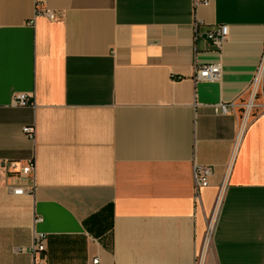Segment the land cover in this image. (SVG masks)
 <instances>
[{
    "label": "crops",
    "instance_id": "0c3cea01",
    "mask_svg": "<svg viewBox=\"0 0 264 264\" xmlns=\"http://www.w3.org/2000/svg\"><path fill=\"white\" fill-rule=\"evenodd\" d=\"M263 53L264 0H0V264H193L221 188L204 264H264V81L244 128L212 108L247 100ZM32 159L14 195L2 166Z\"/></svg>",
    "mask_w": 264,
    "mask_h": 264
},
{
    "label": "built area",
    "instance_id": "2783aa9c",
    "mask_svg": "<svg viewBox=\"0 0 264 264\" xmlns=\"http://www.w3.org/2000/svg\"><path fill=\"white\" fill-rule=\"evenodd\" d=\"M210 2V0H194L195 6L197 5H206ZM36 14H42L47 16L49 19L55 20L60 16L50 8H40L37 7ZM202 23L201 20L196 19L193 26L196 31L199 25ZM196 33V32H195ZM229 33V29L227 25H220L215 30H210L207 33L209 39H211L212 43L220 48L223 42L227 39ZM221 75V66L219 64H203L197 65L195 67V80H207V81H216L220 78ZM264 81V53L263 56L255 70L252 81L247 89V100H242L241 97L237 100H233L231 102H221L219 104H215L212 106L213 110L217 114H228L233 113L237 114L239 112V116L241 117V129L244 128L248 120L253 116V110L257 107L256 99L261 93V89ZM14 104L17 106H27L33 104V101L27 94H18L14 98ZM23 133L30 139L35 138V127L34 126H26L23 128ZM3 172L8 176H16L19 180L18 183L13 186H9L12 193L14 195L23 196V195H33L37 188L36 181V163L35 160H30L26 162L24 165H21L19 169L16 168L15 162L6 161L2 166ZM212 175V169L208 166L196 165L194 168V177H195V186L198 190L199 188L206 186L209 184V178ZM222 197V188L218 195V203L219 198ZM221 202V199H220ZM220 205V204H219ZM38 221H41V218H38ZM216 221V218H215ZM211 222V219L210 221ZM215 225V223H214ZM213 229L208 233V229L206 231L205 239L199 253L197 254V258L193 264H204L205 263V254L209 247L206 248V243L210 244ZM46 241L47 234L43 232H36L34 234V240L31 246L28 248L32 254L43 253L46 250ZM27 251V250H24ZM34 264H44L41 261L34 262ZM93 264H98V259L93 260Z\"/></svg>",
    "mask_w": 264,
    "mask_h": 264
},
{
    "label": "rangeland",
    "instance_id": "374dc122",
    "mask_svg": "<svg viewBox=\"0 0 264 264\" xmlns=\"http://www.w3.org/2000/svg\"><path fill=\"white\" fill-rule=\"evenodd\" d=\"M217 200H218V198H217ZM216 206H217V203H216V205H215V207H214V209H213V211H212V213H211V219H212V217H213V214H214V212H215V209H216ZM220 206V205H219ZM218 211H219V208H218V210H217V214H216V219H217V215H218ZM210 223V222H209ZM214 223H215V220H214ZM214 223H213V227H214ZM211 243V242H210ZM210 245V244H209Z\"/></svg>",
    "mask_w": 264,
    "mask_h": 264
},
{
    "label": "bare ground",
    "instance_id": "6f19581e",
    "mask_svg": "<svg viewBox=\"0 0 264 264\" xmlns=\"http://www.w3.org/2000/svg\"><path fill=\"white\" fill-rule=\"evenodd\" d=\"M207 229H208V233L213 229L212 228V223L210 222L209 224H208V227H207ZM207 245H206V248L208 247V241H207V243H206Z\"/></svg>",
    "mask_w": 264,
    "mask_h": 264
}]
</instances>
